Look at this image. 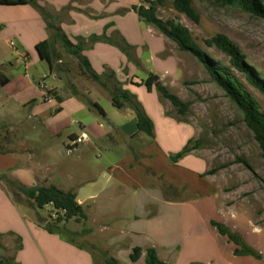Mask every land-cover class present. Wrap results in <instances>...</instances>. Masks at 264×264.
<instances>
[{"label": "crops", "instance_id": "1", "mask_svg": "<svg viewBox=\"0 0 264 264\" xmlns=\"http://www.w3.org/2000/svg\"><path fill=\"white\" fill-rule=\"evenodd\" d=\"M142 4L143 0H32L0 5V78H8L0 86L1 144H14L11 134L18 129L24 144L30 146L0 151V176L6 177L0 179V237L17 242L18 250L16 257H6L10 264H96L90 248L67 236L74 234L69 222L62 233L47 231L45 224L52 222L36 211L18 186H55L74 192L87 220L100 224L102 231L115 228L132 241V250L152 246L159 252L177 246L170 223L174 211L180 209L185 226L179 253L193 255L188 264H264L252 256H235L237 246L212 226V221L224 224L264 257V226L255 224L242 207L226 204L206 176V161L194 151L178 163L170 159L169 151H181L194 138V131L167 113L155 90L149 92L136 84L151 74L162 82L179 70L178 57L165 55L169 39L132 10ZM57 31L83 46L80 54L97 75H105V86L85 74L92 83L74 79V87L65 86L71 72L65 57L79 61L64 50ZM93 36L102 40L93 42ZM104 37L115 42L123 38L129 56ZM44 41L52 42V52L58 56L52 66L36 49ZM112 72L122 83L121 89ZM126 79L135 82L126 84ZM41 82L53 99H44ZM123 91L141 102L154 124V138L139 132L130 105L118 108L114 104L113 94ZM82 133L87 141L67 156L65 146ZM160 180L173 186L179 196L166 195ZM155 205L158 214L147 217L146 209ZM45 208L53 210L52 205ZM141 217L148 225L157 224L159 245L147 240V233L142 232L144 221L138 223ZM142 238L149 244H143ZM118 240L107 241V246L119 251ZM143 262L144 256L133 264Z\"/></svg>", "mask_w": 264, "mask_h": 264}, {"label": "rangeland", "instance_id": "2", "mask_svg": "<svg viewBox=\"0 0 264 264\" xmlns=\"http://www.w3.org/2000/svg\"><path fill=\"white\" fill-rule=\"evenodd\" d=\"M194 6L201 16L199 23L177 13L173 8L172 0H164L163 6L158 11V16L164 21L175 20L187 27L212 61L228 69L244 90L256 99L264 114V94L251 85L241 73L232 68L229 58L224 53L204 44L205 39L216 34L227 36L238 45L249 63L264 77V20L245 13L239 8H222L215 3V0H194ZM167 54L178 57L179 70L175 74L166 76L162 83L181 101L188 103L189 110L185 116H180L171 103L163 99L155 90L160 102L164 104L170 116L180 119L193 129V139L199 143L198 148L193 151L195 155L206 161L208 165L206 176L209 177L212 188L223 195L228 206L242 207L250 213L255 224L264 226V162L254 134L246 126L241 111L215 84L206 68L196 58L181 51L178 45L171 40L166 41L165 55ZM65 58L69 59L71 63V72H69V76H66L68 80L65 86L74 87V79L77 80V83L93 82L84 75L83 69L77 61L71 60L67 56ZM130 82L135 81L125 80L126 84H130ZM20 134L22 131L16 129L13 135L11 134L15 143L1 145V148L6 150H9L10 147L16 150L30 148L28 142L24 144ZM169 152L173 155L178 153L172 150ZM147 169L150 170L149 167ZM160 184L165 186L161 180ZM14 194L19 200L16 192ZM166 194L173 198L179 196L178 192L173 191L166 192ZM21 206L24 207L23 204ZM36 211L47 219L52 213L50 208H37ZM158 211L157 205L146 209L147 217L157 215ZM142 219L143 217L138 221L139 224L144 221ZM170 224L173 241L177 242V246L172 250H160L159 256L170 264H188L190 258H194L193 255L187 253L180 255L179 253V246L182 244L179 240L184 233L183 227L185 226L182 219L180 220V209L174 211ZM99 225L93 224L89 220L82 222L71 220L68 228L74 234L67 233V236L90 248L95 253L96 264H105L107 258H116L120 264H133L129 260L128 253L132 252L130 247L132 241L128 237H121L115 228L102 231ZM150 225L144 221L143 228L145 230L142 232L147 233V240L154 239L159 245L157 224L153 225L155 228ZM214 232L216 233L215 230ZM114 239H119V245H121L119 251L107 246V241L110 243ZM142 240L143 244H149L146 238H142ZM16 246L17 242L0 237V258L11 257L13 254L16 257L18 252L15 250ZM143 264L145 263L143 262Z\"/></svg>", "mask_w": 264, "mask_h": 264}, {"label": "trees", "instance_id": "3", "mask_svg": "<svg viewBox=\"0 0 264 264\" xmlns=\"http://www.w3.org/2000/svg\"><path fill=\"white\" fill-rule=\"evenodd\" d=\"M31 2L32 0H0V5H22ZM215 3L222 8H239L245 13L264 20V0H215ZM163 4L164 0H143L142 5L133 6L132 10L136 12L145 23L153 26L164 37L176 43L181 51L189 53L206 68L215 84L224 91L225 95L241 111L246 126L254 134V138L260 147L264 162V114L261 112L258 102L244 90L237 78L231 74L228 69L223 68L219 64L212 61L204 49L197 43L187 27L175 20L164 21L158 16V11ZM172 5L177 13L186 16L195 23L200 22L201 16L194 6V0H172ZM49 27H52V25H49ZM56 37L64 50L78 59L80 65L85 68L84 74L88 75L91 79L102 86H105L102 81L105 75H97L93 71L89 62L80 54L83 50V46L81 44L74 45L61 31L56 32ZM91 39L93 42L100 39L102 40V38L98 36H93ZM104 39L107 42L119 47L129 56V46L123 38H121V42H115L112 39H107L106 37H104ZM204 44L209 48L214 47L224 53L229 58L232 68L241 73L251 85L264 94V77L257 72L253 65L249 63L248 59L242 53L237 44L223 34H216L211 38L205 39ZM52 46L53 44L51 41H44L36 46L40 57L47 61L50 66H52L53 58L58 57L54 54V52H52ZM111 76L115 79L117 85L121 89L123 85L116 80V73L112 72ZM109 79L110 76H108L106 80ZM7 82L8 78H0V86L6 84ZM137 85H144L149 92L156 90L163 99L171 103L180 116H185L188 112L189 104L184 103L176 95L172 94L170 90L161 82L159 76L151 74L145 81H142ZM113 101L118 108H122L124 103L130 105L136 113L139 132L145 133L151 138H154V124L144 112L142 105L136 101V97L134 95L130 94L128 91H123L122 93L113 94ZM198 144L199 143L194 139L189 140L187 145L177 154L171 155L170 159L173 163H178L182 158L190 154L194 149L198 148ZM1 145L0 139V151ZM4 178H6L4 175L0 176V179ZM164 188L165 192H176V189L171 185H165ZM18 190L28 199L32 200L33 206L38 209H43L48 205H52L53 211L63 210L65 212L60 215L57 220H52L51 214L49 215V221L52 223L45 224V228L51 233H56L57 230H61L59 233L66 231L65 226L71 220H75L77 222L87 220L84 208L78 203L77 196L72 191H64L55 186H36L32 188L18 186ZM61 223L64 224L58 227V224ZM211 224L222 236H226L230 242L237 246L234 250L235 256H252L258 260L264 261L263 255L249 247L238 233L232 231L220 222L212 221ZM142 256H144L145 264H170L162 261L159 257L158 250L152 246L147 248H133L131 254L129 255V260L132 263H136L142 258ZM0 264H10V259L0 258ZM105 264L120 263L114 258H107L105 260Z\"/></svg>", "mask_w": 264, "mask_h": 264}, {"label": "built area", "instance_id": "4", "mask_svg": "<svg viewBox=\"0 0 264 264\" xmlns=\"http://www.w3.org/2000/svg\"><path fill=\"white\" fill-rule=\"evenodd\" d=\"M11 45H12V47H14V43H11ZM39 86L43 91H45V97H44L45 100L48 101V100H51L54 98L51 90L48 88V86L45 83L41 82V83H39ZM87 139L88 138H87V135L85 133H82L80 136L75 137L74 139H71L64 148L65 154L67 156H70L73 153H75V151H77V149H78V146L85 143L87 141ZM64 213L65 212L63 210H57V211L52 210L51 219L57 220L60 217V215H62Z\"/></svg>", "mask_w": 264, "mask_h": 264}]
</instances>
